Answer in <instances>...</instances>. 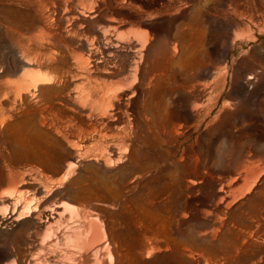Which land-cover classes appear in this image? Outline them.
Wrapping results in <instances>:
<instances>
[{
	"label": "rangeland",
	"instance_id": "1",
	"mask_svg": "<svg viewBox=\"0 0 264 264\" xmlns=\"http://www.w3.org/2000/svg\"><path fill=\"white\" fill-rule=\"evenodd\" d=\"M2 96L0 264H264V0H0Z\"/></svg>",
	"mask_w": 264,
	"mask_h": 264
},
{
	"label": "bare ground",
	"instance_id": "2",
	"mask_svg": "<svg viewBox=\"0 0 264 264\" xmlns=\"http://www.w3.org/2000/svg\"><path fill=\"white\" fill-rule=\"evenodd\" d=\"M104 18H105L104 19L105 24L103 25L104 26V29L103 30H100L99 29V32H100L99 38L102 41L103 40L104 41H107L108 43L109 42L110 43H117L120 40V36H121L120 32L123 30L124 24L121 23V22H117L118 20L116 21V19L114 20V19H111V18H106V17H104ZM71 19H72V17H71ZM73 19H77V18L74 17ZM41 24H43V23H41ZM73 24H74V29L75 30H78L80 28L78 22H76L75 20H74V23ZM42 29H44V28H42ZM101 40H99V41L101 42ZM103 43H105V42H103ZM108 47H109V45H108ZM84 48L88 49V51L90 53H94L96 51V50H93L94 48H93V46H92V44H91V42L89 40H85V47ZM52 71H53V74L52 75L50 74V75L38 76L37 77L38 84L49 83L52 80L56 79L57 76H58V70L57 69H53ZM79 75L81 76V78L84 77V74L83 73H81ZM127 94L128 93H127L126 89H122V91L120 90V92H119L120 97L127 96ZM3 100H7V97L6 96L0 97V109L3 112H5L7 110V107H4L3 106V104H2V101ZM26 113H27V116H26V119H25L26 123L33 124L34 121L36 120V121H38L41 124L47 125L48 123H51L52 122L51 118L48 117V116L49 115H53L54 116L56 114V111L53 108H51V107L43 106V107L39 108L38 110H33V109H29L28 108V109H26ZM23 184L24 183L21 182L18 186H23ZM1 204H3V199H0V205ZM8 219H10L11 221H17L18 220V217L15 216V213L13 212L11 214V216H9ZM3 220H5V219H3ZM97 233H100V232L97 231L96 232V235H97Z\"/></svg>",
	"mask_w": 264,
	"mask_h": 264
}]
</instances>
